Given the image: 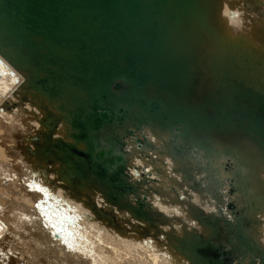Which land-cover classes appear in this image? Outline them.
I'll list each match as a JSON object with an SVG mask.
<instances>
[{
	"label": "water",
	"instance_id": "1",
	"mask_svg": "<svg viewBox=\"0 0 264 264\" xmlns=\"http://www.w3.org/2000/svg\"><path fill=\"white\" fill-rule=\"evenodd\" d=\"M221 37L231 41L217 23L216 0H0V54L23 71L21 87L46 110L45 140L38 142L37 153L60 161L59 176L72 186L98 183L110 201L149 221L153 215L145 208L147 199L134 204L124 194L140 180L159 177L146 168L141 179L129 178L127 136H135L141 148L154 147L144 127L169 130L165 143L186 158V179L192 178L193 166L203 170L194 145L206 134L211 139L233 134L249 138L264 154V64L255 57L257 48L226 51L225 58L236 64L229 72L236 81L218 78L207 60L217 82L202 87L208 71L203 52ZM59 121L71 140H52L50 131ZM155 169L159 172L160 165ZM219 173L207 171L191 184L222 201L220 189L210 182ZM256 200L251 197L247 203L262 209L264 197L260 204ZM243 206L237 210L229 202L234 221L222 210L205 212L190 205L209 233L185 228L182 235H171L172 243L193 264H233L235 253L246 249L252 262L237 264H264V253L255 261L263 246L247 232L259 217L251 215L253 210L245 213ZM247 215L254 221L245 228ZM230 234L235 243L226 247Z\"/></svg>",
	"mask_w": 264,
	"mask_h": 264
},
{
	"label": "bare ground",
	"instance_id": "2",
	"mask_svg": "<svg viewBox=\"0 0 264 264\" xmlns=\"http://www.w3.org/2000/svg\"><path fill=\"white\" fill-rule=\"evenodd\" d=\"M216 20L220 31L229 35L231 41H225L224 37L220 42L212 40L203 52L208 71L203 76L202 87L216 83V76L237 80L229 75L236 64L225 58L229 54L226 51L257 48L255 57L261 59L260 65L264 64V0H216ZM0 59V248L12 235L17 239L12 243V251L16 253L18 248V256L26 258L23 251L33 249L37 257L35 264H193L175 248L171 235H182L185 228L193 227L206 235L209 233L192 215V204L205 212L222 210L235 221L237 217L229 208V202H233L237 210L244 204L245 213L253 210L251 215L259 217L247 232L264 248V204L258 210L247 203L251 197H256V204H260L264 197V154L251 139L236 134L211 139L206 134L203 142L194 145L203 170L193 166L192 178L186 179L182 171V167L188 165L186 158L176 156L165 143L169 130L152 131L149 126L144 127L148 139L155 144L154 147L142 146L144 152L150 153V158L133 141L135 136H127L129 151L125 155L129 178L141 179L146 168L159 177L158 181L140 180L133 191L124 194L125 199L134 204L139 198L149 202L145 208L152 212V221L139 218L128 206L106 198L98 183L72 186L59 176L60 161L43 159L37 153L38 142L45 140L43 132L47 130L42 123L45 107L21 87L23 71L1 54ZM207 60L216 74L215 79L205 64ZM247 72L240 73L248 78ZM66 129L64 121H59L50 131L52 140L58 137L71 140ZM83 145L81 143L80 147ZM157 165H160L159 172L155 169ZM213 169L220 173L210 182L220 189L224 196L222 201L191 184L194 178ZM150 184L158 191L151 189ZM169 184L178 187L179 192ZM241 219L244 218L241 216ZM253 221L247 215L242 224L247 228ZM22 222L25 232L18 233L15 224L18 227ZM57 222L59 225L54 228L50 225ZM234 237L230 234V241L224 245L230 247L235 243ZM258 251L256 262H260L259 256L264 253L262 248ZM253 258L246 249L244 254L236 252L232 263H251ZM19 260L5 258L0 250V264H18Z\"/></svg>",
	"mask_w": 264,
	"mask_h": 264
},
{
	"label": "rangeland",
	"instance_id": "3",
	"mask_svg": "<svg viewBox=\"0 0 264 264\" xmlns=\"http://www.w3.org/2000/svg\"><path fill=\"white\" fill-rule=\"evenodd\" d=\"M15 182L17 181V179L16 180H14ZM13 181V182H14ZM11 213V212H10ZM2 217H5V214H4V216H2ZM19 220V219H18ZM17 220V221H18ZM10 223V222H9ZM19 223V222H18ZM22 226V230L20 229V227ZM27 227H28V225H27ZM23 228H24V222H22V223H20L19 224V226L18 227H16V224H15V230H17L18 231V233H20V231H21V233L22 232H25V230H23ZM11 237L8 239V241L7 242H5L4 243V245H2L1 246V248H0V250H1V255L2 256H5V258H7L8 259V257H15L16 259H20L17 263L18 264H35V262H36V260H37V257L36 256H34L33 255V249H26L25 251H23V252H25V255L27 256L26 258H24V255L23 256H18V254L20 253V251H19V249L17 248L16 250V253H14V251H12V249H13V246H12V243H13V241H15V240H17V239H15L12 235H10ZM14 243H16V242H14ZM9 246V248H7ZM30 252V253H29ZM18 253V254H17ZM7 254V255H6ZM17 254V255H16ZM20 255V254H19ZM42 255H40L39 257L40 258H42L41 257ZM24 259H23V258ZM30 257V258H29ZM36 257V258H35ZM34 258V259H33ZM22 259V260H21ZM28 259H30V260H28ZM36 259V260H35ZM27 260L29 261L28 263H27ZM34 260V261H33ZM24 261H26V263H24ZM32 261V262H31ZM13 262H15V260L13 261ZM11 264H13V263H11ZM41 264H46V262H43V263H41Z\"/></svg>",
	"mask_w": 264,
	"mask_h": 264
},
{
	"label": "snow or ice",
	"instance_id": "4",
	"mask_svg": "<svg viewBox=\"0 0 264 264\" xmlns=\"http://www.w3.org/2000/svg\"><path fill=\"white\" fill-rule=\"evenodd\" d=\"M65 243L67 244L68 242H67V241H65ZM69 247H71V245H69Z\"/></svg>",
	"mask_w": 264,
	"mask_h": 264
}]
</instances>
